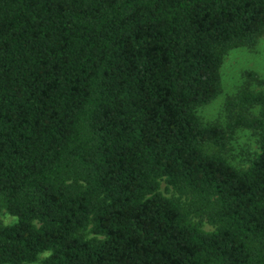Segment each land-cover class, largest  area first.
<instances>
[{"label": "trees", "instance_id": "trees-1", "mask_svg": "<svg viewBox=\"0 0 264 264\" xmlns=\"http://www.w3.org/2000/svg\"><path fill=\"white\" fill-rule=\"evenodd\" d=\"M263 35L264 0H0V264H264L259 79L199 116Z\"/></svg>", "mask_w": 264, "mask_h": 264}, {"label": "rangeland", "instance_id": "rangeland-1", "mask_svg": "<svg viewBox=\"0 0 264 264\" xmlns=\"http://www.w3.org/2000/svg\"><path fill=\"white\" fill-rule=\"evenodd\" d=\"M249 74H254L259 79L258 82H249V88L256 92H264V35L259 38L254 47L238 48L224 57L221 69L222 92L211 104L199 110V116L204 125L221 124L225 126L227 124L225 103L246 85ZM258 141V135L253 131L238 130L229 144L227 157L230 163L239 169H247L259 153ZM161 192L167 197L177 196L165 182L162 183ZM0 222L4 225H11L16 222V219L4 213L0 217ZM204 229L214 230L208 223H204ZM48 255H41L40 260ZM36 264L42 263L40 261Z\"/></svg>", "mask_w": 264, "mask_h": 264}]
</instances>
